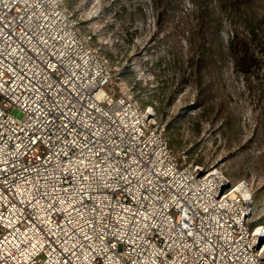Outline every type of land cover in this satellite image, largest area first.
I'll list each match as a JSON object with an SVG mask.
<instances>
[{"label": "built area", "instance_id": "2783aa9c", "mask_svg": "<svg viewBox=\"0 0 264 264\" xmlns=\"http://www.w3.org/2000/svg\"><path fill=\"white\" fill-rule=\"evenodd\" d=\"M93 36L0 0V264H264L248 184L181 159Z\"/></svg>", "mask_w": 264, "mask_h": 264}, {"label": "rangeland", "instance_id": "374dc122", "mask_svg": "<svg viewBox=\"0 0 264 264\" xmlns=\"http://www.w3.org/2000/svg\"><path fill=\"white\" fill-rule=\"evenodd\" d=\"M65 2L175 153L245 181L264 222V0Z\"/></svg>", "mask_w": 264, "mask_h": 264}]
</instances>
